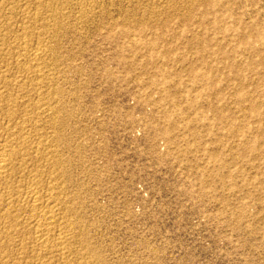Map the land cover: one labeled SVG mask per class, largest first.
I'll use <instances>...</instances> for the list:
<instances>
[{
    "label": "rangeland",
    "instance_id": "1",
    "mask_svg": "<svg viewBox=\"0 0 264 264\" xmlns=\"http://www.w3.org/2000/svg\"><path fill=\"white\" fill-rule=\"evenodd\" d=\"M49 1L0 0L8 187L70 237L39 262L264 264V0Z\"/></svg>",
    "mask_w": 264,
    "mask_h": 264
},
{
    "label": "bare ground",
    "instance_id": "2",
    "mask_svg": "<svg viewBox=\"0 0 264 264\" xmlns=\"http://www.w3.org/2000/svg\"><path fill=\"white\" fill-rule=\"evenodd\" d=\"M43 1V0H42ZM49 0H44V2L42 3V5L45 7V5H49V3L47 2ZM51 1V0H50ZM49 1V2H50ZM80 1V0H79ZM28 2V1H27ZM47 2V3H46ZM57 2H60L57 0ZM69 2V1H68ZM192 2V1H191ZM195 2V1H194ZM54 3V2H50ZM62 3V2H61ZM66 3V2H65ZM77 3V2H76ZM82 3V2H81ZM64 4V3H63ZM84 4V2H83ZM193 4V3H192ZM31 5V4H30ZM41 5V4H40ZM65 5V4H64ZM87 5V4H86ZM63 6V5H62ZM19 7V6H18ZM34 7V6H33ZM42 7V6H41ZM49 7V6H48ZM64 7V6H63ZM77 7V6H76ZM81 7V6H80ZM30 8V7H29ZM47 9V7H46ZM65 9V8H64ZM3 11V10H2ZM7 11V10H6ZM68 11V10H66ZM62 12V10H61ZM42 15V14H41ZM48 15V14H47ZM13 16V15H12ZM23 17V16H22ZM32 17V16H31ZM34 18V17H33ZM37 18V17H36ZM52 18V17H51ZM58 18V17H57ZM86 18V17H85ZM9 19V18H8ZM25 19V18H24ZM78 19V18H77ZM76 19V20H77ZM35 20V19H34ZM17 21V20H16ZM37 21V19L35 20ZM67 21V20H65ZM55 22V21H54ZM38 23V22H37ZM46 23V22H45ZM67 23V22H66ZM72 23V22H71ZM118 23V22H117ZM54 24V23H52ZM59 24V23H58ZM24 25V24H23ZM30 25V24H29ZM43 25V24H42ZM69 25V24H68ZM62 26V25H61ZM60 26V28H61ZM65 27V26H64ZM18 28V27H17ZM58 29V28H57ZM37 30V29H36ZM60 30V29H59ZM52 31V29H51ZM29 33V32H28ZM49 33V32H48ZM55 34V33H54ZM33 40V39H32ZM40 40V39H39ZM42 40V39H41ZM29 41V40H28ZM18 42V41H17ZM5 45V43H4ZM52 45V44H51ZM5 47V46H4ZM46 47V46H45ZM1 48V47H0ZM28 48V47H27ZM24 49V54L25 57H28V59H31V61H37V62H44L45 58L44 56H42V54H39L38 52L35 53H30L28 52V50ZM36 48V47H35ZM33 49V48H32ZM19 50V49H18ZM22 50V49H21ZM5 51V50H4ZM57 51V50H56ZM20 52V51H19ZM8 53V52H7ZM21 53V54H20ZM19 54L22 56V52H20ZM42 53V52H41ZM12 55V54H11ZM45 55V54H44ZM54 55V54H53ZM15 56V55H14ZM49 56V55H48ZM23 57V56H22ZM36 62V63H37ZM23 64V63H22ZM50 64V63H49ZM29 65V64H28ZM27 65V66H28ZM34 66V65H33ZM22 68V66H21ZM12 69V68H11ZM32 68L28 69V68H24V70L26 71H30ZM32 71V70H31ZM30 73H33L31 72ZM43 71V70H42ZM36 72V71H35ZM34 72V73H35ZM41 72V71H40ZM21 73V72H20ZM29 73V74H30ZM59 74V73H58ZM41 75V74H40ZM19 76V75H18ZM44 77H46L45 75H43ZM38 77V76H37ZM49 79V78H48ZM42 81V79H40ZM6 81H8L6 79ZM5 81V82H6ZM37 80H35L36 82ZM42 83V82H41ZM35 84V83H34ZM7 85V84H6ZM43 85V84H42ZM14 86V85H13ZM9 87V86H8ZM7 87V88H8ZM23 89V88H22ZM42 89V88H41ZM1 94V93H0ZM29 94V93H28ZM3 97V96H2ZM6 97V96H4ZM6 98H9L8 96ZM5 99V98H4ZM3 99V100H4ZM8 100V99H7ZM10 100V98H9ZM46 102V101H45ZM25 103V102H24ZM36 103V101H35ZM10 104V103H9ZM20 104V103H19ZM33 106V105H32ZM42 106V105H40ZM21 110V109H20ZM12 112V111H11ZM42 112V111H41ZM27 114V113H26ZM45 114V113H44ZM14 115V114H13ZM43 116V114H42ZM50 116V114H49ZM44 117V116H43ZM10 118V117H9ZM13 118V117H12ZM51 119V118H50ZM56 119V118H55ZM9 121V120H8ZM19 126V125H18ZM40 126V125H39ZM11 128V127H10ZM21 129V128H20ZM39 129V128H38ZM63 131V130H62ZM31 134V133H30ZM2 135V134H1ZM26 135V134H25ZM13 137V136H12ZM46 137V136H45ZM15 138V137H14ZM25 138V137H24ZM41 138V137H40ZM12 139V138H11ZM22 139V138H21ZM8 141V140H7ZM13 141V140H12ZM42 141V140H41ZM2 142V141H1ZM6 143V142H5ZM8 143V142H7ZM13 147V146H12ZM25 147V146H24ZM52 147V146H51ZM14 150V148H13ZM41 150V149H40ZM2 152V151H1ZM42 152V151H41ZM35 153V152H34ZM40 153V152H39ZM16 152L12 151L9 152L8 151H4L3 153H1L0 155V182H3L2 185L4 186V188L2 189L3 192V196H0V254L2 255L3 253L2 250H6L7 247L9 248V246H12V243H14L15 241V235L17 234V232H21V231H27L29 233H31L33 235L31 240V244L32 245V250L31 253L35 254L36 256H33V261L31 264H44V262H39L41 261L40 257L43 256V254H48L46 252H52L49 254H52L51 257H53L54 251L53 248L55 245H59V247H57V249L55 250L56 253L58 254H62L65 255V253L67 252V245L69 242V236L68 234H62L59 235L57 237H52V232L54 231V229L56 228L57 225V216L54 215L55 211H54V206L51 205V203H49L50 200L56 198V194L54 196V194H40L41 190L38 191L37 186L35 184V186L32 184L31 186L29 185L28 191L25 192V194H20V192L18 194L14 193V189L11 190L10 187H8V185H10L9 183L12 181L13 178V161L14 156H16ZM23 156V154H21ZM53 155V154H52ZM19 156V155H18ZM50 159V158H49ZM24 160V158H23ZM25 161V160H24ZM16 164V163H15ZM35 164V163H34ZM47 165V164H46ZM18 166V165H17ZM23 166V164H22ZM27 166V165H26ZM33 166V165H32ZM16 167V166H15ZM14 167V168H15ZM21 168V167H20ZM45 168V167H44ZM57 168V167H56ZM22 170V169H21ZM24 170V169H23ZM43 170V169H42ZM37 174V173H36ZM35 174V176H36ZM60 174V173H59ZM25 175V174H24ZM27 175V174H26ZM39 175H37L38 177ZM25 177V176H24ZM58 177V176H57ZM60 178V176H59ZM58 178V179H59ZM34 181V180H33ZM39 182V181H38ZM71 182V181H70ZM14 183V182H13ZM37 183V181L35 182ZM62 183V182H61ZM1 184V183H0ZM12 184V183H11ZM18 184V182H17ZM41 184V183H40ZM58 184V183H56ZM16 186V185H15ZM43 187V186H42ZM57 187V186H56ZM19 188V187H18ZM16 189V188H15ZM1 190V188H0ZM49 190V189H48ZM54 190V188H53ZM57 190V189H56ZM54 190V191H56ZM60 192V191H59ZM50 193V192H49ZM54 193V192H53ZM61 193V192H60ZM59 193V194H60ZM63 193V192H62ZM67 193V192H66ZM59 196V195H58ZM62 196V194L60 195ZM59 196V197H60ZM58 197V198H59ZM59 200V199H58ZM55 201V200H54ZM65 201V200H64ZM58 202V201H57ZM63 202V201H62ZM55 203H53L54 205ZM66 205V203H63ZM73 206V205H72ZM56 207V206H55ZM58 207V206H57ZM61 208V206H60ZM63 210L64 207L62 206ZM67 209V208H66ZM59 211V210H58ZM67 211V210H66ZM61 212V211H60ZM57 213V212H56ZM66 213V212H65ZM63 215V214H62ZM64 216L62 217H65ZM72 215V213H71ZM60 216V215H59ZM70 216V215H69ZM61 218V217H60ZM71 220L73 219V217H70ZM59 219V217H58ZM66 221V219H64ZM68 220V218H67ZM81 220V219H80ZM59 221V220H58ZM62 222V221H61ZM83 222V221H82ZM75 223V222H74ZM70 224V223H69ZM72 225V224H71ZM73 226V225H72ZM75 226V225H74ZM65 227V226H64ZM82 228V227H81ZM80 228V229H81ZM56 231V230H55ZM62 231V230H61ZM71 231V230H70ZM62 233V232H60ZM26 234V233H25ZM23 233L24 237H26L28 235V233L26 234ZM54 234V233H53ZM20 236V235H19ZM56 236V234H55ZM76 236V235H75ZM23 237V238H24ZM29 238V237H28ZM31 238V237H30ZM79 239V238H78ZM29 240V239H28ZM29 240V241H30ZM24 241V239H23ZM25 242V241H24ZM24 242L21 241V249L24 251H29L27 249H31V247L27 248V246ZM20 243V242H19ZM80 243V242H79ZM72 244V243H70ZM79 245V244H78ZM71 246V245H69ZM18 247V246H17ZM90 247V246H89ZM56 248V247H55ZM17 249V248H16ZM88 249V248H87ZM9 250V249H7ZM14 251V250H13ZM19 251V250H18ZM66 251V252H65ZM70 251V250H68ZM8 252V251H7ZM13 253V252H12ZM11 253V254H12ZM37 253V254H36ZM83 253V252H82ZM89 255H92L93 258H95V263L94 264H102L101 262V258L97 253V250L94 248H90L88 251ZM87 253V254H88ZM14 254H16L14 252ZM54 254V255H53ZM70 254V253H68ZM23 255V254H22ZM67 255V253H66ZM11 256V255H10ZM14 256V255H12ZM17 256V255H16ZM45 256V255H44ZM61 256V255H60ZM84 256V255H83ZM19 257V256H18ZM21 257V256H20ZM47 257V256H46ZM49 257V255H48ZM50 257V258H51ZM88 257V256H87ZM86 257V258H87ZM91 257V259H92ZM10 257L6 255V253H4L2 256H0V264H10L8 263V259ZM13 258V257H11ZM10 258V259H11ZM22 258V257H21ZM57 258V257H55ZM63 258V257H62ZM61 258V259H62ZM66 258V257H65ZM85 258V257H84ZM32 259V258H31ZM43 259V257H42ZM74 259V258H73ZM13 260V259H12ZM16 260V259H15ZM66 260V259H65ZM24 261V260H23ZM82 261V260H81ZM89 261V259H88ZM94 261V260H93ZM14 262V261H13ZM28 262V261H27ZM49 262V261H47ZM55 262V261H54ZM61 262V261H60ZM65 262V261H64ZM19 263V262H18ZM17 263V264H18ZM51 263V262H50ZM21 264V263H20ZM30 264V262H29ZM66 264V263H65ZM84 264V263H83Z\"/></svg>",
    "mask_w": 264,
    "mask_h": 264
}]
</instances>
